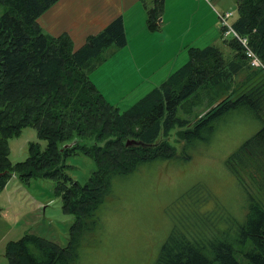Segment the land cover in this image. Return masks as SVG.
<instances>
[{
  "label": "trees",
  "instance_id": "1",
  "mask_svg": "<svg viewBox=\"0 0 264 264\" xmlns=\"http://www.w3.org/2000/svg\"><path fill=\"white\" fill-rule=\"evenodd\" d=\"M57 1L0 0L4 6L0 15V190L13 173L23 181L51 178L62 210L74 215V220L65 246L33 233L7 241V264H74L80 239L99 223L98 210L114 193L117 180L154 161L189 160L231 113L264 98V89L254 82L258 70L248 66L235 39H224L229 55L214 45L189 47L181 66L121 111L105 99L89 74L104 48L126 44L122 17L74 49L66 32L51 35L37 22ZM235 5L238 15L233 28L248 38L264 62V0H235ZM162 8L163 0H153L147 12L149 29L159 28ZM241 74L243 80L237 81ZM251 82L255 85L248 86ZM235 94L239 95L231 97ZM261 123L258 132L227 159L228 170L238 180L239 169L231 159L254 167L264 156L260 136H264V120ZM25 126L34 127L46 145L40 148L38 142H31L27 157L12 164L8 138ZM176 126H187L180 133L184 140L180 155L166 138ZM89 139L93 142L87 143ZM127 139L146 146H126ZM76 152L88 155L96 165L84 185L71 181L65 172L67 157ZM262 166L256 170L263 171ZM245 190L248 199L242 219L227 210L204 182L180 192L166 208L171 227L153 264H264V199Z\"/></svg>",
  "mask_w": 264,
  "mask_h": 264
},
{
  "label": "rangeland",
  "instance_id": "2",
  "mask_svg": "<svg viewBox=\"0 0 264 264\" xmlns=\"http://www.w3.org/2000/svg\"><path fill=\"white\" fill-rule=\"evenodd\" d=\"M224 3H229V0ZM226 7L233 12V22L238 15L236 5ZM3 10L4 6L0 4V15ZM196 39L200 45L206 40L199 36ZM221 46L224 45L221 43ZM224 50L226 54L227 50ZM122 53L114 46L104 48L97 65L90 72L92 82L105 99L121 111L146 94L152 88L151 83L161 78L165 71L161 70L145 82L140 74L154 66L153 62H149L137 76L127 75L115 64ZM184 58L186 61V54ZM243 78L244 74H241L237 81ZM255 81L256 85L264 89V71L258 70ZM254 82L248 86L255 85L252 84ZM178 114H182L181 110ZM263 120L264 98L259 103H250L246 108L231 113L209 143L198 145L192 151L189 160L174 158L154 161L142 165L128 177L117 180L114 193L106 197L98 210L99 223H95V228L88 231L84 239H80L78 258L73 263L153 264L171 227L166 213L168 204L198 181L206 183L225 208L242 219L248 199L245 188L262 195L264 199V156L258 157L260 159L254 167H246L243 161L231 159L235 169H239L240 180L228 170L227 159L245 140L258 132ZM186 127L176 126L166 137L176 155L182 151L184 140L180 133ZM31 142H38L40 148L46 145V141L38 137L32 126H25L18 135L8 138L12 164L27 157ZM86 142L92 143L93 140ZM66 164V174L71 181L81 185L86 183L96 168L94 160L82 152L68 156ZM258 166H262L263 171H257ZM55 183V180L45 177H31L23 181L16 173L10 174L0 190V264H7L4 256L6 242L17 240L25 233L43 236L61 246L68 244L74 215L62 210Z\"/></svg>",
  "mask_w": 264,
  "mask_h": 264
},
{
  "label": "crops",
  "instance_id": "3",
  "mask_svg": "<svg viewBox=\"0 0 264 264\" xmlns=\"http://www.w3.org/2000/svg\"><path fill=\"white\" fill-rule=\"evenodd\" d=\"M224 1L163 0L156 30L147 25V12L153 0H58L37 18V22L51 35L66 32L77 49L88 36L98 33L113 19L122 17L127 42L123 47H117L123 55L115 64L127 75L137 76L146 64L153 62L154 66L140 75L147 82L164 69L163 76L151 83L154 88L184 63L185 54L187 60L191 46L214 45L224 52L226 49V55L230 54L222 37L218 13L230 11L226 6H233L235 0H229L227 4ZM198 36L206 39L202 45L196 43Z\"/></svg>",
  "mask_w": 264,
  "mask_h": 264
},
{
  "label": "built area",
  "instance_id": "4",
  "mask_svg": "<svg viewBox=\"0 0 264 264\" xmlns=\"http://www.w3.org/2000/svg\"><path fill=\"white\" fill-rule=\"evenodd\" d=\"M232 11H225L218 13L219 24L222 29V36L232 37L241 46L244 56L246 58L247 64L252 69H262L264 70V62L255 53V51L249 45V40L246 36H241L232 26L230 19L232 17Z\"/></svg>",
  "mask_w": 264,
  "mask_h": 264
},
{
  "label": "water",
  "instance_id": "5",
  "mask_svg": "<svg viewBox=\"0 0 264 264\" xmlns=\"http://www.w3.org/2000/svg\"><path fill=\"white\" fill-rule=\"evenodd\" d=\"M68 145H70V144H68ZM125 145H126V146H131V145H142V146H146V144L143 143L142 141H140V140H135V139H127V140L125 141ZM148 145H149V144H148Z\"/></svg>",
  "mask_w": 264,
  "mask_h": 264
},
{
  "label": "bare ground",
  "instance_id": "6",
  "mask_svg": "<svg viewBox=\"0 0 264 264\" xmlns=\"http://www.w3.org/2000/svg\"><path fill=\"white\" fill-rule=\"evenodd\" d=\"M205 1H207V2H209V3L211 2V0H205Z\"/></svg>",
  "mask_w": 264,
  "mask_h": 264
}]
</instances>
